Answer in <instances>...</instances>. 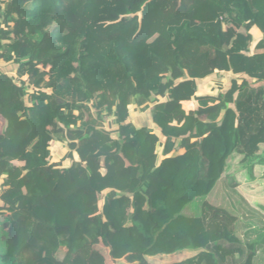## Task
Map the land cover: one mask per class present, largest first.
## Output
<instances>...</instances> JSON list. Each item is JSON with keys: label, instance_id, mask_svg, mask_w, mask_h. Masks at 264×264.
I'll return each instance as SVG.
<instances>
[{"label": "trees", "instance_id": "16d2710c", "mask_svg": "<svg viewBox=\"0 0 264 264\" xmlns=\"http://www.w3.org/2000/svg\"><path fill=\"white\" fill-rule=\"evenodd\" d=\"M252 2L0 0V264H264Z\"/></svg>", "mask_w": 264, "mask_h": 264}, {"label": "rangeland", "instance_id": "374dc122", "mask_svg": "<svg viewBox=\"0 0 264 264\" xmlns=\"http://www.w3.org/2000/svg\"><path fill=\"white\" fill-rule=\"evenodd\" d=\"M252 4H253V8L255 9V11H257V14H258V16H259V18H260V20H261V22H262V28H263V33H261V32H259V35H260V37L262 36V35H264V0H253V2H252ZM262 38V37H261ZM264 47V40H262V42H261V44L259 45V47ZM258 47V48H259ZM253 54L251 53V54H249L248 56H246V58L243 60L244 62L245 61H247L246 59H250L251 57H253L252 56ZM242 65H244V63L243 64H241L240 66H242ZM239 66V67H240ZM230 75V74H229ZM230 76H232V78H234L235 77V74H232V75H230ZM239 76H236V78H238ZM208 87L209 86H206V87H204V89L206 88V90L205 91H207L208 90ZM186 107H192V103H188V104H186ZM147 117V114H143V115H134L133 117H132V119H131V121L132 122H134L135 124H137L138 126H140V125H149V119H148V117ZM51 148H52V150L54 151V153H55V155H54V157H55V159H56V153H58L57 152V150L59 149V148H61V146H59V145H57V144H51ZM163 145H159V144H157V145H155V147L153 148V151H154V153H156L158 156H159V159H161L162 158V151H163ZM240 181L241 180H243V179H241V177L240 178H238ZM230 180V179H229ZM257 181H259V180H257ZM264 182V181H263ZM230 183H231V185H234V183H233V181H231L230 180ZM260 184H262V182L260 183ZM239 188H241V186H239L238 187V189ZM240 190V192H241V194L243 195V194H245L246 195V192L245 191H243L242 192V190L241 189H239ZM244 196V195H243ZM248 201H249V199H248ZM102 246V249L100 250V249H87V250H81L80 251V255H79V257H81V258H83L85 261H96V260H94V259H97L98 260V257H100V259L102 260V261H107V262H109V264H110V260L108 261V259H110L109 258V256H108V252H107V249L103 246V245H101ZM97 262V261H96ZM103 262V263H104Z\"/></svg>", "mask_w": 264, "mask_h": 264}, {"label": "crops", "instance_id": "0c3cea01", "mask_svg": "<svg viewBox=\"0 0 264 264\" xmlns=\"http://www.w3.org/2000/svg\"><path fill=\"white\" fill-rule=\"evenodd\" d=\"M262 38H261V40L259 41V45L261 44V42H262V40H264V35H262L261 36ZM259 45L257 46V48L259 47ZM259 49H261V50H259L260 52H261V55H264V47H259ZM230 75H232V73H230ZM102 249V246H101V244H99V245H97V246H94V247H87V248H85L84 250H87V249ZM79 255H80V252H78V253H76L74 256H76V257H78L79 258ZM110 258V257H109ZM110 260V264H113L112 262H111V259H109ZM119 264H123V263H119Z\"/></svg>", "mask_w": 264, "mask_h": 264}]
</instances>
